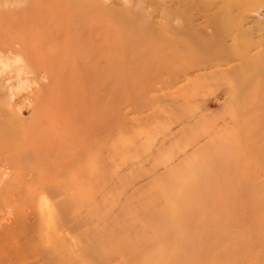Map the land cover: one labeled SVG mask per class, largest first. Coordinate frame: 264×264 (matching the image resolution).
<instances>
[{
	"label": "rangeland",
	"instance_id": "rangeland-1",
	"mask_svg": "<svg viewBox=\"0 0 264 264\" xmlns=\"http://www.w3.org/2000/svg\"><path fill=\"white\" fill-rule=\"evenodd\" d=\"M230 1L0 0V184L16 171L22 188L0 191L1 207L29 206L33 186L52 221L34 213L35 233L1 217L23 239L6 232L0 264H264V16L255 0L241 20L244 0ZM223 5L246 35L209 19Z\"/></svg>",
	"mask_w": 264,
	"mask_h": 264
},
{
	"label": "bare ground",
	"instance_id": "bare-ground-1",
	"mask_svg": "<svg viewBox=\"0 0 264 264\" xmlns=\"http://www.w3.org/2000/svg\"><path fill=\"white\" fill-rule=\"evenodd\" d=\"M254 1H255V0H244V2H243L242 4H239V8H237V6L235 5L236 7H235L234 9H237V10H238V15H239V18H240L241 20L247 19V17H248V15H247V10L249 9V6H251L252 3H253ZM258 1H261V2H260V4L258 3L259 5H257V8L254 10V12H255V14L258 15V16H264V0H257V2H258ZM226 2H227V0H226ZM226 2H225V4H226ZM229 2H231V1L229 0ZM232 2H234V1L232 0ZM238 2H239V0H238ZM238 2H236V3H238ZM227 3H228V2H227ZM236 3H235V4H236ZM224 6H225V7H224ZM233 16H237V14H235V15H233ZM218 18H221V19H223V20L225 21L224 25H226V32H233V31H234V32H238L237 35H246V33L249 32V30H248L246 27H243V26L240 24V21H241V20L239 21L238 24H236V23H235V24H233V23H232V24H229V22H230L231 19H233V18L231 17V13H230V11L227 13V11H226V5H223V6L217 7V9H216V10L210 15V17H209V19H210L211 21L217 20ZM253 46H254V47H259V46H261V43L258 42V41L253 42ZM263 48H264V47H263ZM256 55H257L258 57H260V58H263V57H264V49H263V50H261V49L258 50V52L256 53ZM4 112L6 113V111H4ZM1 113H2V111H1ZM7 114H8V113H7ZM10 114H11V113H10ZM10 114H9V115H10ZM0 115H1V114H0ZM4 116H5V115H4ZM4 116H3V117H4ZM1 117H2V116H1ZM1 117H0V118H1ZM9 119H10V118H9ZM9 119H8V120H9ZM8 122H9V121H8ZM5 123H6V121H5ZM2 124H3V123H1V126H2ZM11 124H12V123H11ZM13 124H15V123H13ZM8 126H10V125H8ZM18 126H19V125H18ZM30 126H31V125H30ZM5 127H6V126L4 125L3 128H5ZM15 127H16V125H15ZM15 127H14L13 129H16ZM20 127H21V126H20ZM25 127H26V126H25ZM25 127H24V128H25ZM28 127H29V126H28ZM60 127H61V126H60ZM66 127H67V126H66ZM6 128H7V127H6ZM6 128H5V129H6ZM24 128H23V129H24ZM36 128H38V127H36ZM41 128H42V127H41ZM41 128H38L37 130H39V129H41ZM61 128H64V125H63ZM42 129H43V128H42ZM2 130H3V129H2ZM2 130H1V131H2ZM6 130H7V129H6ZM6 130H5V131H6ZM8 130H9V129H8ZM8 130H7V131H8ZM11 130H12V129H11ZM18 130L21 131V128H20V129L18 128ZM44 130H46L45 127H44ZM54 130H56L55 127H54ZM54 130L51 131L52 134H53ZM62 130H63V129H62ZM64 130H65L64 134L66 133V130H67V134H69L68 137H70V134L72 135V132H74L75 129L73 128V131H72V130H71L72 132L70 131L71 133L68 132V130H70L69 128H68V129L65 128ZM1 131H0V132H1ZM7 131H6V132H7ZM13 131H14V130H13ZM31 131H32V130H31ZM42 131H43V130H42ZM42 131L40 130V132H42ZM46 131H47V130H46ZM46 131H45V133L47 134ZM76 131L78 132V130H76ZM2 132H3V131H2ZM16 132H17V131H16ZM22 132H23V131H22ZM22 132H21V133H22ZM35 132H36V131H35ZM37 132H38V131H37ZM37 132H36V133H37ZM51 132H49V133L51 134ZM59 132H60V131H59ZM8 133H9V132H8ZM23 133H24V132H23ZM45 133H42V134H45ZM49 133H48V134H49ZM54 133H55V132H54ZM11 134H12V133H11ZM42 134H39V135H38V134H35V135H34V136L37 135L36 137L39 138V140L37 139V141L40 142V139L43 138ZM46 134H45V135H46ZM62 134H63V133H62ZM64 134H63V136H64ZM77 134H78V133H77ZM8 135H9V137H10V134H8ZM14 135H15V137H16V133H15ZM31 135H33V132L30 134V137H29V135H28L27 138H28V139H29V138L32 139V138H31ZM45 135H44V137H45ZM53 135H54V134H53ZM65 135H66V134H65ZM78 135H80V132H79ZM6 136H7V135H5V137H6ZM12 136H13V135H12ZM24 136H25V135H24ZM34 136H32V137H33L34 140H35V137H34ZM41 136H42V137H41ZM63 136L61 135L60 138H59V140H62L61 143H62V142L64 143V140H63L64 137H63ZM72 136H76V134L73 133ZM72 136H71V137H72ZM0 137H3V136H0ZM15 137H14V138H15ZM18 137H19V136H17V138H18ZM40 137H41V138H40ZM46 137H47V136H46ZM65 137L67 138V136H65ZM71 137H70V138H71ZM17 138H15V139L13 140V141H14L13 143H12V142H9L8 140H10V139H8V138H3V139H5L4 141L7 140V142H9V143H11V144H14V143H15V140H17ZM22 138H23L22 141H25V140H24L25 138H24V137H22ZM49 138H50V135H49ZM56 138H57V137H56ZM61 138H62V139H61ZM74 138L76 139V137H74ZM18 139H19V138H18ZM28 139H26V140L28 141V142L26 141L27 143H29V140H28ZM64 139H65V138H64ZM67 139H68V138H67ZM75 139H73L74 142H75ZM77 139L81 140V138H79V137H77ZM0 140H1V139H0ZM56 140H57V139H56ZM56 140H55V141H56ZM69 140H70V139H69ZM10 141H12V140H10ZM32 141H33V139H32ZM42 141H43V139H42ZM66 141H67V140H66ZM70 141H71V140H70ZM70 141H67V142L69 143ZM77 141H78V140H77ZM26 142H24V143L26 144ZM33 142L35 143L36 141H33ZM33 142H31L32 145H33ZM45 142H46V140H45ZM45 142H44V143H45ZM49 142H51V140H50ZM57 142H59V141L57 140L56 143L54 142V143L56 144V146H57ZM74 142L71 143L69 146H72V144H74ZM79 142H81V141H79ZM2 143H3V141H2V142L0 141V144H1V145H2ZM37 143H38V142H37ZM63 143H62L61 145H63ZM68 143H65V144H68ZM75 143H78V142H75ZM7 144H8V143H7ZM7 144L5 143V146H6ZM15 144H16V143H15ZM22 144H23V142H21V146L23 147V145H25V144H23V145H22ZM46 144H47V142L45 143L44 148H45L47 145H49L50 143L47 144V145H46ZM59 144H60V143H59ZM65 144H64V145H65ZM81 144H84V141H83V143H81ZM1 145H0V146H1ZM34 145H35V144H34ZM43 145H44V144H43ZM77 145H79V143H78ZM77 145H76V146H77ZM17 146H18V145H17ZM27 146H29V145H27ZM56 146H54L55 149H56ZM59 146H60V145H59ZM66 146H67V149H68V145H65V148H66ZM73 146H74V145H73ZM76 146H75V147H76ZM2 147H3V146H2ZM18 147H19V146H18ZM29 147H30V146H29ZM31 147H32V146H31ZM63 147H64V146H61L62 151H63ZM75 147H74V148H75ZM15 148H16V147H15ZM48 148H49V147H48ZM57 148H58V147H57ZM61 148H59L60 153H61ZM72 148H73V147H72ZM72 148H70V149H72ZM83 148L85 149V146H84ZM16 149H17V148H16ZM16 149H14V151H15ZM33 149H34V147H33ZM33 149H32V151H33ZM55 149H54V150H55ZM84 149H83V151H85ZM59 150H58V151H59ZM73 150H77V148H75V149H73ZM14 151H12V152H14ZM55 151H56V150H55ZM58 151H57V153L60 155V153H59ZM68 151H71V150H68ZM17 152H18V151H17ZM33 152H34V151H33ZM64 152H65V150L63 151V156L65 155ZM31 153H32V152H31ZM53 153H54V152H53ZM67 153H68V152H67ZM70 153H71V152H70ZM10 154H11V151H10ZM58 154H56V155L58 156ZM68 154H69V153H68ZM75 154H76V153H75ZM75 154H74V158H75ZM78 154H79V153H78ZM84 154H85V153H84ZM13 155H14V153H13ZM70 155L72 156L73 154H70ZM76 155H77V154H76ZM10 156H11V155H10ZM57 156H54V157H57ZM61 156H62V155H61ZM63 156H62V157H63ZM78 156H79V155H78ZM11 157H12V156H11ZM54 157H53V158H54ZM68 157H70V156H68ZM76 157H77V156H76ZM13 158H14V156H13ZM53 158H52V160H53ZM58 158H59V157H57V159H58ZM74 158H73V159H74ZM73 159H72V160H73ZM75 159H78V160H79L80 157H79V158H75ZM75 159L73 160V162L76 161ZM49 160L51 161V159H49ZM62 160H63V158H62ZM64 160H66V158H64ZM72 160H71V161H72ZM53 161H55V159H54ZM66 161H67V160H66ZM71 161H70V162H71ZM79 161H80V160H79ZM84 161H85V160H84ZM55 162H56V161H55ZM55 162H54V165H55ZM68 162H69V161H68ZM70 162H69V163H66V164H69V166H70ZM73 162H72V165H73ZM47 163H48V162H47ZM57 163L60 164V161L57 162ZM79 163H80V162H79ZM79 163H76V165H77V164L79 165ZM54 165H53L54 168L52 167V171H53V169H55L56 166H59V165H56V166H54ZM19 166H20V165H19ZM65 166H67V165H65ZM84 166H85V163H84ZM84 166H83V167H84ZM75 167H76V166H75ZM57 168H58V167H57ZM64 168H65V167H64ZM66 168H67V167H66ZM69 168H70V167H69ZM18 169H19V168H18ZM37 169H38V168H37ZM61 170H63V169H61ZM82 170H83V169H82ZM20 171H21V169H20ZM37 171H38V170H37ZM65 171H66V169L64 170V172H62V173L60 172V176H62L61 174H64ZM71 171H73V170H71ZM84 171H85V168H84ZM84 171H83V172H84ZM15 172H16V171H15ZM15 172L13 173L14 175L18 174L17 172H16V173H15ZM44 172H45V171H44ZM53 172H54V171H53ZM69 172H70V170H69ZM69 172L67 171V173H69ZM74 172H75V171H74ZM79 172H80V171H79ZM73 174H74V173H73ZM14 175L12 176V175L10 174V176H6V177H4V179L2 180V182H1V184H0V191L4 190V191H14V192H17L16 190L20 188V186H19L20 183L15 181V178H16V177H15ZM40 175H41V173H40ZM64 175H65V174H64ZM74 175H75V174H74ZM78 175H79V174H78ZM42 176H43V175H42ZM57 176H58V177H57V180H55V181H56V182H57V181L59 182V180H60V179H59V175H57ZM65 176H66V175H65ZM79 176H80V175H79ZM10 177H12V178H10ZM44 177H45V174H44ZM72 177H74V176L71 175V178H72ZM81 177H84V173H83V176H80V178H81ZM39 178H40V177H39ZM50 178H51V177H50ZM10 179H11V180H10ZM42 179H43V178H41V179H39V180H42ZM44 179H45V178H44ZM55 179H56V178H55ZM61 179H63V176H62ZM75 179H76L75 181L77 182V178H75ZM78 179H79V178H78ZM83 179H84V178H82V181H84ZM51 180H52V179H51ZM65 180H66V177H65ZM72 180H74V179H72ZM72 180H71V181L69 180V181L75 183V181H72ZM61 181L63 182V180H60V182H61ZM69 181H68V182H69ZM80 181H81V180H80ZM38 182H39V181H38ZM43 182H44V181H43ZM43 182H42L41 185H43ZM56 182H55L54 185L51 184V186H52V187L56 186ZM64 182H66V181H64ZM68 182H67V183H68ZM39 183H41V182H39ZM51 183H52V182H51ZM67 183H65V184L67 185ZM74 183H73V184H74ZM79 183H80V182H79ZM81 183H82V182H81ZM15 184H17L18 186H16ZM33 184H34V186H35V183H33ZM37 184H38V183H37ZM57 184H58V183H57ZM65 184H64V185H65ZM83 184H85V183L83 182ZM59 185H60V183H59L57 186H59ZM62 185H63V184H62ZM62 185H61V186H62ZM74 185L76 186L77 184H74ZM74 185H73V187H74ZM79 185H80V184H79ZM80 186H81V185H80ZM82 186H83V185H82ZM82 186H81V187H82ZM32 187H33V186H31L30 188L28 187V189H30V190H28V191L26 190L28 193H27V192H25V194H23L24 192H23V193H19V194H22V197H25L26 203L29 204V206L27 205L24 209H23V208H20V207H19V209H17V208L15 207L16 205H11V206L8 207L6 210H2V207H1V206H3L5 203H3L4 201H3L2 196L0 197V198H2V201L0 202V204H1V205H0V207H1V208H0V218H1V217H3V218H5V217H10L9 215H11V225H10V226H11V231H14L13 228H14L15 226H21V225H24V224H27L26 226L23 227L24 229H26L27 227L29 228L28 225H30V222L34 220V217H35V216L33 217V214H34V213H37L36 218H38V219H41L42 217H44V216L47 215V214L45 215L44 213H42V212H41L42 210H41L40 208H38L39 210H37V211L34 210V208H33L34 205H33V201H32L34 197H33V194H32V193H29L30 191H32ZM39 187H40V186H39ZM39 187H38V189H39ZM41 187H42V186H41ZM41 187H40V188H41ZM63 187H64V186H62L61 188L63 189ZM65 187H66V186H65ZM65 187H64V189H65ZM76 187H77V188H76V189H77V192H78V191H81V190H78V189H80V188H78L79 186H76ZM33 188H35V187H33ZM42 188H43V187H42ZM42 188H41V189H42ZM54 188H57V187H54ZM84 188H85V187H84ZM84 188H81V189L84 190ZM13 189H14V190H13ZM21 189H22V188H20V190H21ZM36 189H37V187H36ZM38 189H37L36 191H38ZM41 189H40V191L42 192ZM57 189H58V188H57ZM57 189H56V190H57ZM62 189H61V190H62ZM73 189H74V188H73ZM73 189L71 188L72 191L75 190V189H74V190H73ZM34 190H35V189H34ZM50 190H52V189H50ZM54 190H55V189H54ZM56 190H55V191H56ZM71 190H70V191H71ZM23 191H24V190H23ZM65 191H66V189H65L63 192L66 193ZM72 191H71V192H72ZM52 192H53V191H52ZM52 192H51V194H53ZM34 193H35V192H34ZM38 193H39V192H38ZM58 193H60V192H58ZM40 194H41V193H40ZM49 194H50V193H49ZM55 194H56V193H55ZM69 194H70V192H69ZM77 194H80V193H77ZM81 194H82V193H81ZM43 195H44V194H43ZM58 195L61 196V198H62V197H63L64 199L66 198V197H64L63 193H62V195H60V194H58ZM58 195H57V196H58ZM70 195H71V194H70ZM72 195H74L73 192H72ZM19 196H21V195H19ZM39 196H40V195H39ZM52 196H53V195H52ZM54 196H55V195H54ZM67 196H68V195H67ZM81 196H82V195H81ZM48 197L50 198L51 196H48ZM78 197H79V196H78ZM20 198H21V197H20ZM41 198H42V197H41ZM43 198H44V196H43ZM43 198H42V199H43ZM54 198H55V199H54ZM54 198H52L51 200L54 199L55 204H56V203H57V202H56V197H54ZM58 198H59V197H58ZM69 198H70V197H69ZM64 199H62L63 202L67 201L66 199H65V201H64ZM72 199H73V198H72ZM72 199H71V200H72ZM0 200H1V199H0ZM25 200H23V201L25 202ZM45 200H46V199H45ZM48 200H49V199H48ZM51 200H50V201H51ZM57 200H58V199H57ZM71 200H70V201H71ZM83 200H84V199H83ZM83 200H82V201H83ZM50 201H48V202H50ZM70 201H68V203H69ZM73 201H75V198L73 199ZM80 201H81V200H80ZM35 202H36V199H35ZM46 202H47V200H46ZM59 202H60V201H59ZM14 203L16 204L17 202H14ZM68 203L65 202L64 204L66 205V204H68ZM76 203H77V199H76ZM2 204H3V205H2ZM23 204H25V203H23ZM55 204H53V208L56 206ZM82 204H83V203H82ZM25 205H26V204H25ZM25 205H24V206H25ZM41 205L43 206L44 204H41ZM54 205H55V206H54ZM59 205H60V204H59ZM69 205H71V204L69 203L68 206H69ZM4 206H6V205H4ZM19 206H20V205H19ZM21 206H22V204H21ZM82 206H83V205H82ZM34 207H35V206H34ZM39 207H40V206H39ZM62 207H64V206H62ZM62 207H61V208H62ZM80 207H81V206H80ZM48 208H49V207H48ZM50 208H51V207H50ZM50 208H49V210H50ZM53 208H52V210H53ZM57 208H59V207H57ZM77 208H78V207H77ZM68 209H70V207H69V208L66 207L67 212L69 211ZM82 209H83V208H82ZM43 210H44V209H43ZM54 210L57 211L56 209H54ZM58 210L61 211V209H58ZM66 210H65V211H66ZM74 210H75V209H74ZM77 210H78V212L81 213V211H79V209H77ZM80 210H81V209H80ZM44 211H45V210H44ZM65 211H64V212H65ZM71 211H72V209H71ZM53 212H54V211H53ZM73 212H74V211H73ZM76 212H77V211H76ZM76 212H75V214H76ZM82 212H83V210H82ZM41 213L44 214V216H42ZM46 213H47V211H46ZM55 213H56V215L58 214L57 212H55ZM50 214H51V212H50ZM52 214H53V213H52ZM59 214H60V213H59ZM61 214H62V212H61ZM73 214H74V213H73ZM81 214H82V213H81ZM81 214H80V215H81ZM84 214H85V213H84ZM35 215H36V214H35ZM48 215H49V212H48ZM53 215H54V214H53ZM64 215H65V217H63V215H61V216H62L63 218L66 219V215H67V214L64 213ZM70 215H71V214H70ZM80 215H79V217H76V216H77V215H76V216H75L76 219H77V218H80V217H81ZM61 216H60V219H63ZM46 217H47V216H46ZM46 217H45V218H46ZM53 217H54V216H53ZM73 217H74V215H73ZM47 218H48V220L50 219V220H49L50 222H52V221H51V217H50V218L47 217ZM83 218H84V217H83ZM83 218H81V220L84 221ZM54 219H55V218H54ZM58 219H59V218H58ZM58 219H57V220H58ZM65 219H64V220H65ZM68 219H69V218H68ZM72 219H74V218H72ZM76 219H75V220H76ZM78 220H79V222H81L80 219H78ZM34 221H35V220H34ZM49 221H48V222H49ZM71 221H72V220H70L69 222H71ZM76 221H77V220H76ZM83 221H82V222H83ZM36 222H37V221H36ZM36 222H34V224H35ZM39 222H40V221H39ZM42 222H43V221H42ZM50 222H49V224H50ZM58 222H59V220H58ZM58 222L56 221V224L51 223V224H52V225H50L51 228H52V226H56V227H57V226H58V225H57ZM65 222H66V221H65ZM73 222H74V221H73ZM73 222H72V223H73ZM79 222H77V223H79ZM31 223H32V222H31ZM37 223H38V222H37ZM54 223H55V221H54ZM72 223H71V224H70V223H67V224L72 225ZM77 223H76V224H77ZM49 224L47 223V225H49ZM73 224H74V223H73ZM80 224H81V223H79L78 225H80ZM32 225H33V223L31 224V229L33 228ZM40 225H41V224H40ZM8 226H9V225H8ZM36 226H38V225H36ZM68 226H69V225H68ZM73 226H74V225H73ZM38 227H39V226H38ZM48 227H49V226H48ZM65 227H66V226H65ZM74 227H75V226H74ZM61 228H62V227H61ZM66 228H67V227H66ZM3 229H4V228H3ZM3 229H2V230H3ZM8 229H10V228L8 227ZM8 229H7V230H8ZM15 229H16V228H15ZM29 229H30V228H29ZM31 229H30V231L34 230L35 228L32 229V230H31ZM38 229H39V228H38ZM49 229H50V227H49ZM52 229H53V228H52ZM75 229H76V228H75ZM75 229H73V230H75ZM82 229H83V228H82ZM82 229H81V230H82ZM4 230H5V229H4ZM67 230H68V228H67ZM73 230H72V231H73ZM77 230H78V229H77ZM11 231H10V232H8V231H2V232H0V255H2L3 253H6L5 250H7V246H13V247H15V245H13V244L15 243V241L18 243V242H21V240L23 239V237H22L20 234H16L15 232H12V233H11ZM50 231H51V230H49V231L45 230V232L42 231L41 234H40V236H41L42 234H43V236H41L40 238H38V239L40 240V243H39V244H42V245H43V247L40 248L41 252H40L39 249H38V251H37V252H38L37 255L39 256V259H41V260H43V259H42L43 256L51 257V254L54 253V252H52V251H53L54 242L52 241L53 239H52L51 236L54 237L56 234H55V235H51ZM53 231H54V230H53ZM70 231H71V230H69V232H70ZM72 231H71V232H72ZM6 232H8L9 235H10V233H11L10 237H11L12 239L15 238V239H14L15 241L11 240V242H12V241L14 242L12 245H11L10 243H8L9 240H10L11 238H10V239H7V237H9V236H8V234H7ZM32 232H35V233H36V231H32ZM51 232H52V231H51ZM67 232H68V231H67ZM69 232H68V233H69ZM76 232H77V231H76ZM83 232H84V231H83ZM83 232H82V234H84ZM27 233H28V232H27ZM57 233H60V236H63V235H61L62 232H57ZM6 234H7V235H6ZM30 234H31V233H30ZM63 234H64V233H63ZM80 234H81V232H80ZM80 234H79V236H80ZM18 235H19V238H18ZM33 235L36 236V234H34V233H33ZM38 235H39V234H38ZM57 235H58V234H57ZM65 235H66V234H65ZM75 235H76V234H75ZM77 235H78V234H77ZM77 235H76V237H78ZM85 235H86V233H85ZM28 236H29V235H28ZM28 236H27V237H28ZM30 236H32V235H30ZM30 236H29V239H30ZM34 236H32V238H31V243H32V242H35V241H32V239H33ZM70 236H71V235H70ZM82 236H83V235H82ZM44 237H47V238L49 239V240H47V241H48L47 244H44V242H43V240H44L43 238H44ZM64 237H65V236H63V239H64ZM74 237H75V236H74ZM74 237H72V238H74ZM83 237H84V236H83ZM69 238H71V237H69ZM78 238L81 239L82 237H81V238L78 237ZM84 238H85V237H84ZM54 239H55V238H54ZM61 239H62V238H61ZM74 239H75V238H74ZM34 240H35V239H34ZM36 240H37V239H36ZM82 240H83V239H82ZM47 241H46V242H47ZM62 241H63V240H62ZM70 241H72V240H70ZM73 241H74V240H73ZM83 241H84V240H83ZM83 241H81V242H83ZM22 242H23V241H22ZM24 242H25V241H24ZM46 242H45V243H46ZM68 242H69V241L67 240V243H68ZM76 242H77V241H76ZM78 242H79V241H78ZM84 242H85V241H84ZM36 243H37V242H36ZM56 243H58V242H56ZM74 243H75V241H74ZM22 244H23V243H22ZM32 244H33V243H32ZM52 244H53V246L51 247L50 245H52ZM35 245H36V244H35ZM20 246H22L21 243H20ZM20 246L17 245V248H16L15 250L20 249ZM56 246H60V244H58V245H56ZM68 246H69V245H68ZM68 246H66V248H65V249H66V252H67V250H69ZM83 246H84V244H83ZM72 247H73V246H72ZM72 247H71V248H72ZM75 247H76V246H75ZM80 247H81V246H80ZM56 248H57V247H56ZM58 249H59V248H58ZM74 249H76V248H74ZM8 250H9V248H8ZM13 250H14V248H13ZM29 250H30V249H29ZM33 250H34V249H33ZM63 250H64V249H63ZM72 250H73V248H72ZM72 250H70V253L72 252ZM54 251H55V248H54ZM60 251H61V250H60ZM73 251H74V250H73ZM84 251H85V250H84ZM84 251H83V252H84ZM20 252H21V250H20ZM63 252H64V251H62V254H63ZM7 253H9V251H7ZM28 253H29V252H28ZM70 253H69V251H68V254H70ZM12 254H13V253H12ZM21 254H22V253H21ZM58 254H59V253H58ZM58 254H57V255H58ZM6 255H8V254H6ZM19 255H20V254H19ZM54 255H55V254H54ZM4 256H5V255H4ZM38 256H37V257H38ZM72 256H73V254H72ZM74 256H75V255H74ZM6 257H8V256H6ZM10 257H11V256H10ZM12 257H13V256H12ZM21 257H23V256L21 255ZM30 257H31V258H30ZM30 257H28V258L25 257L24 259H31V261H27V262H29V263L34 262V261L36 260V259L32 258L31 255H30ZM33 257H34V256H33ZM37 257H36V258H37ZM40 257H42V258H40ZM76 257H77V256H76ZM44 258H46V257H44ZM62 258H63V256H62ZM80 258H83V257L80 256ZM84 258H85V257H84ZM84 258H83V259H84ZM8 259H9V258H8ZM11 259H12V258H11ZM24 259H23V260H24ZM51 259H53V258H51ZM57 259H59V257H58ZM77 259H78V258H77ZM15 260H16V259H15ZM15 260H14V261H15ZM23 260H22V258H21V262H22ZM44 260H45V259H44ZM46 260H48V259H46ZM46 260H45V261H46ZM54 260H55V259H54ZM54 260H53V261H54ZM68 260H69V259H68ZM36 261H39V260H36ZM45 261H44V262H45ZM57 261H58V260H57ZM66 261H67V260H66ZM4 262H5V260H4ZM9 262H10V261H9ZM46 262H47V261H46ZM5 263H6V262H5ZM7 263H8V262H7ZM22 263H23V262H22ZM47 263L49 264L50 262H47ZM47 263H46V264H47ZM54 263H55V262H54ZM26 264H28V263H26ZM36 264H38V263H36ZM39 264H41V263H39ZM42 264H43V262H42Z\"/></svg>",
	"mask_w": 264,
	"mask_h": 264
}]
</instances>
